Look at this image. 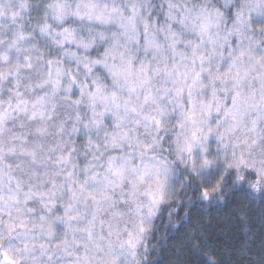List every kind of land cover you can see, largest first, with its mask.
I'll use <instances>...</instances> for the list:
<instances>
[{
    "label": "clouds",
    "instance_id": "9594fccd",
    "mask_svg": "<svg viewBox=\"0 0 264 264\" xmlns=\"http://www.w3.org/2000/svg\"><path fill=\"white\" fill-rule=\"evenodd\" d=\"M0 264H264V0H0Z\"/></svg>",
    "mask_w": 264,
    "mask_h": 264
},
{
    "label": "trees",
    "instance_id": "16d2710c",
    "mask_svg": "<svg viewBox=\"0 0 264 264\" xmlns=\"http://www.w3.org/2000/svg\"><path fill=\"white\" fill-rule=\"evenodd\" d=\"M223 212H213L207 217H203L198 211H194L193 215L189 217L184 227H189L194 230L196 240L204 247L213 246L217 239L226 234L227 230L235 231V226L230 225L222 217Z\"/></svg>",
    "mask_w": 264,
    "mask_h": 264
}]
</instances>
